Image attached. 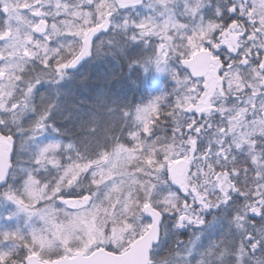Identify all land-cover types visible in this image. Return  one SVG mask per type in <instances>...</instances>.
Returning <instances> with one entry per match:
<instances>
[{"label":"trees","instance_id":"trees-1","mask_svg":"<svg viewBox=\"0 0 264 264\" xmlns=\"http://www.w3.org/2000/svg\"><path fill=\"white\" fill-rule=\"evenodd\" d=\"M56 1L60 5V1ZM68 5L73 7V11H78L80 16L77 17L73 12L67 19L59 10L60 6L55 16V9L50 5L46 7V15L42 20L48 27L47 48L43 54L33 47L27 49L34 54L26 68L24 64L21 65L20 70L22 67L24 70L16 80L21 88L33 82L39 84L52 80L53 84L54 68L50 62L45 65L44 58H54L55 54L70 58L76 49L74 45L66 47L64 43L71 40L74 34L81 33V17L88 22L86 25L89 28L97 19L103 18L115 8L113 0H94L92 4L73 0ZM228 6V2L214 0L210 9L204 13V18L209 21H225ZM59 13L63 14L57 17ZM135 13L137 15H128L126 19L117 16L116 24L121 29L106 35L108 37L101 42V46L92 50V57L83 61L64 80L38 90L34 100L37 113L48 110L47 124L50 125L52 137L56 139L53 140V146L58 148L50 145L45 149L42 163L44 167H51H47L49 170L43 174L33 175L30 183L41 195V203L50 201L51 194L62 190L61 187L67 183L71 185L66 193L60 192L65 198L98 194L100 219L96 225L100 230L108 224L111 227L114 225V229H123L127 226L123 218L133 211L135 198L155 195L156 184L152 180V172L155 173L157 169L152 170L144 159L151 149L149 143L154 144L160 140L158 143H161L163 150L155 149V156L163 157L162 153L172 147L173 143L183 142L184 137L188 138L192 134H182L183 128L190 125V116H185V121H181L179 107L183 104L184 96L183 86L178 82L186 79L189 84L198 85V81L190 80L178 61H172L165 65L172 75L165 72L163 88L159 87L163 91L158 90L153 83V71L158 57L157 46L161 43L159 34L164 26L151 8ZM10 33L12 37L9 41H0V49L9 57L7 63L13 66L18 62L13 49L21 50L22 46L19 45L21 39H17L21 37H16L19 32L11 30ZM182 34L189 37L188 31ZM170 80H177L178 88H172L168 83ZM230 89L226 84L228 97L226 100L220 98L219 102L225 101L228 105L237 103V99L231 98ZM199 90L202 91L201 87ZM237 94L240 96L242 93ZM20 96L4 94L3 97L9 103L19 100ZM245 96L250 97V102L242 106L244 111L241 115L231 111L229 118L222 117L217 108L211 120L197 125L194 165L191 167L195 180L193 186L209 206L198 209L194 200L196 198H183L179 190L166 186L164 193L175 199L172 203L168 199L162 203L163 208H158H165L163 212L166 213L160 242L151 253V259L156 264L168 261L170 264H264V93L259 89L252 94L247 89ZM248 107L253 110L251 114L246 111ZM141 109L144 110L143 115L139 114ZM0 133L12 134L4 128H0ZM179 136L181 140H172ZM85 138L89 140H82ZM39 142L47 143L46 140ZM128 154L130 156L125 159ZM133 154L138 160L132 159ZM108 166H114L110 173ZM219 171L227 173L235 185L225 203L220 196L218 198L219 193L212 180V174ZM22 178L10 186L23 201L22 195L26 193L24 187L28 181L24 182ZM185 208L188 210L181 213L180 209ZM249 208H255L257 216L241 221L240 226L238 220ZM183 215L190 216L204 227L197 229L187 223L181 227L180 219ZM24 225L21 223L22 229ZM75 228L72 226L70 229L72 231ZM34 230L35 234L47 235L52 243L69 231L63 224L56 227L48 225L45 229L36 227ZM139 234L137 229L131 235L134 238ZM30 235L26 232L22 240L16 237L13 239L11 235L7 238L3 231L0 232V254L5 264L7 260L11 261L10 256L14 257L15 253L22 258L25 248L16 247V242L20 244L26 239L31 240ZM183 242L193 247L191 252L182 248ZM247 243L254 245L253 252L247 248ZM27 249L31 250L29 245ZM40 255L53 260L58 258L59 253L42 252ZM176 255L179 256L177 260Z\"/></svg>","mask_w":264,"mask_h":264},{"label":"rangeland","instance_id":"rangeland-1","mask_svg":"<svg viewBox=\"0 0 264 264\" xmlns=\"http://www.w3.org/2000/svg\"><path fill=\"white\" fill-rule=\"evenodd\" d=\"M59 1L60 5L55 0H0V19L2 20L1 25H3L0 26V31H2L0 32V41H9L12 37L10 31L13 30L19 32L16 37H21L17 39H21L19 45L22 46L21 50L13 49L15 50L14 56L18 57V62L13 66L7 63L9 57H6L0 49V128L9 130L12 133L9 135L16 140V145L9 158L6 177L0 186V205H2L0 206V232L3 231L7 238H10L9 236L11 235L13 239L16 237L22 240L23 238L25 239L26 232L31 234L29 237L31 240L26 239L20 242V244L16 242V247L25 248L22 258L15 253L14 257L10 256L11 261L7 260V264H24V259L27 255H35L43 262H55L63 258H71L76 253L89 255L97 249H104L116 254L126 250L130 245L129 239L131 241L133 231L138 229L140 232L139 237L149 225V222L142 214L144 206L153 204L152 207L154 208H163V202H167L168 199L171 203L174 201L175 198L172 195L164 193L166 186L170 187L166 172L168 165L180 158H184L189 162L179 195H182L183 198H189L190 196L196 198L194 200L197 202L195 204L198 206V209H205L206 206H209L203 195L197 193L193 186L195 180L194 171L191 167L194 165L193 153L196 146L195 140H197L195 136H197L196 133L198 131H196L197 128L191 125L193 117L188 118L190 120L188 123L191 126H186L182 130V134L187 135V133H192L191 136L188 138L184 137L182 139L184 140L183 142L173 143L172 147H168L166 152L162 153L163 157L161 155L155 156V149L163 150V146H160L161 143H158L161 141L156 140V138L153 140H156L155 142L158 144L149 143L151 144V149L146 154L144 153L146 156L144 159L152 170L157 169L155 173L154 171L152 172V175H154V177L152 176V180L156 184L155 195L153 197L147 195L144 198L140 195L135 198V202L132 203L133 211L131 214L127 215L124 212L127 217L123 219L126 220L127 226H124L123 229H114V225L111 227L108 224L100 230L96 225L97 220L100 219V214L98 215L100 211L98 194L95 196H81L79 198H65L63 197V193H66L71 185L68 183L61 187L62 190H57L53 195L51 194L50 201L41 203L43 200L40 198L41 195L38 191H35L30 182L34 178L33 175L36 176L37 173L43 174L45 170H49L48 168L51 167V165L44 167L45 164L42 162L45 156L43 157V153L50 145H54L53 140L56 139L52 137L50 125L47 124L49 119L48 110L37 113L35 111L34 100L37 91L43 87H48L49 84H52V80L39 84H34L33 82L22 88L17 84L16 80L24 70L23 67L20 70L21 65L24 64L26 68L33 59L32 55L34 53H29L27 49L33 47L43 54L47 48L46 31L48 27L42 20L43 16L46 15V7L50 5L52 9H55L56 16L58 14L57 8L60 6L59 10H62L64 14L59 13L57 17L63 14L64 17L69 19V16L73 12H75L77 17L80 16L78 15V11H73V7L68 5L73 3V0ZM83 1L88 4L94 3V0ZM101 1L103 2L104 0ZM113 1L115 8L108 20L109 28L106 32L100 33L93 39L91 53L88 56L89 59L92 57L94 47L96 49L99 48L101 42L107 39L108 36L106 35L112 31L121 29L116 24L117 16L126 19L128 15H137L135 12L151 8L152 13L157 14V17L161 18V23L164 26L160 32V34L163 33L162 36L160 37L159 34L161 43L157 46L158 57L153 71V83H155L160 92L163 91L161 89L163 88L162 81L165 77L164 74L165 72L169 73L165 66L167 63L181 58H190L196 51L202 48L210 49L212 52H220L219 50L225 47V52H223L225 61L221 60L213 65L215 74H219L222 80L228 78V84L231 87V91H234L232 92L234 94L237 92L244 94L245 92L240 91H246L247 89L252 94L259 89L264 93V0H223L229 4L225 13L226 19L223 23L209 21L215 25L209 24L208 20L204 18V13L210 9L211 3L214 0H139L126 8H121L120 3L118 5L116 0ZM259 14L262 15V19H257ZM102 21H104V17L97 19L91 27L87 28L86 24L88 22H85L84 18L81 17V33L74 34L71 40L64 43L66 47L74 45L73 48L76 50L72 56L70 58L65 55L60 57L55 54L54 58H44V64L47 65L50 62L52 68H54L55 82L53 84L64 80L69 73L79 68H73L70 71L67 69L74 57L81 50L84 37L94 26H101ZM205 24L207 25L205 26ZM205 27H208L207 31L204 30ZM185 31L189 33L188 38L182 34ZM242 35H244V39H242ZM252 62H255L254 64L257 65L253 66ZM169 74L172 75V73ZM208 76L209 74L199 78L200 83L198 85H191L186 82V79L178 82L179 85L183 86L184 96L183 104L179 107L181 121H185V116H187L184 113L185 108L191 106L194 108L199 107L201 111H203V108L208 107V105L218 106V109L221 111L220 115L222 117L228 116L227 118L231 116L228 115L231 111L236 112L238 115H241L242 111H244L240 107H236L235 104L228 105L225 101L219 102L220 98L215 91L220 88L225 96V82H216V78H209ZM168 83L172 88H178L176 84L177 80H170ZM200 84H206V89L200 91ZM214 93L215 96L210 100L209 96L214 95ZM4 94H11L13 97L16 95L21 96L19 100L7 103V99L5 100L3 97ZM239 103L240 105L243 104L242 101H239ZM246 111L248 114H251L253 110L248 107ZM143 113L144 110L141 109L139 114L143 115ZM202 113L205 112L203 111ZM237 121L235 123H238ZM139 124L142 125V123ZM146 128L147 126L145 130ZM168 134L170 135V132ZM3 136L0 137L4 138ZM159 138L162 139L161 135ZM40 140H46L47 143H40ZM82 140L89 139L85 138ZM91 140L96 139L92 138ZM172 140H181V136ZM53 147L58 148L56 145ZM129 156V154L125 155V159ZM132 157L133 160H138L136 155L133 154ZM107 169H110V171L108 170L110 173L111 170H114V166H108ZM212 176L214 187L219 193L218 198L220 196L221 201L225 203L234 191L235 185L229 175L223 171L215 172ZM21 178L24 179V182L28 181L25 183L24 189L26 193L22 195L23 201L21 200L22 198L19 199L10 186L14 181H19ZM61 191H64L61 193L62 195L60 194ZM159 192H163V194L159 195ZM157 194L159 196L155 199ZM102 195L103 197L105 196L104 194ZM53 200L55 202H52ZM51 202L52 204L48 206ZM164 210H160L163 215L166 213L163 212ZM187 210L186 208L185 210L180 209L181 213H185ZM255 216H257L256 209L249 208L246 213L241 215L238 223L240 225L241 221L246 220L248 217L254 218ZM247 222L249 223V220ZM247 222L245 221V224ZM21 223H25V228L22 229ZM57 223L66 225L69 231L64 232L61 238L57 237L55 243L49 241L48 236L45 234V236L35 234L34 229L36 227L40 229H45L48 225L56 227L58 226ZM186 223L193 224L197 229L204 227L203 225L200 226V222H195L190 216L183 215L180 219V226L184 227ZM72 226L76 228L71 231L70 228ZM53 229L55 228L53 227ZM134 238L132 239L134 240ZM27 245L30 246L31 250L27 249ZM246 245L251 252L255 250L253 244L247 243ZM181 246L189 252L193 249L188 242L181 243ZM52 251L59 253L58 258L50 260L42 258L40 255L42 252L51 254ZM1 256L0 254V264H3ZM177 258H179L178 255L175 256L176 260ZM3 262L4 264L6 263V261ZM152 264L156 263L152 260ZM158 264H170V262H158Z\"/></svg>","mask_w":264,"mask_h":264},{"label":"water","instance_id":"water-1","mask_svg":"<svg viewBox=\"0 0 264 264\" xmlns=\"http://www.w3.org/2000/svg\"><path fill=\"white\" fill-rule=\"evenodd\" d=\"M121 8L130 6L138 0H118ZM109 15L102 26L91 30L84 39L83 46L76 58L70 63L68 69L76 68L81 61L89 54L92 40L100 33L106 32L109 28ZM217 60L211 58L210 52L200 50L191 58L181 59L182 68L189 73L192 79L204 77L208 72L213 75V70L209 68L216 64ZM193 110L187 107L186 112ZM14 139L9 136L8 140L0 139V186L2 185L9 164V153L14 146ZM188 166L186 159H179L169 164L167 170V180L175 188H180L184 182V174ZM143 216L149 220L147 230L137 237L126 250L116 254L104 249H97L89 255L76 253L71 258H63L55 262H42L35 255H29L24 259V264H151L150 253L155 245L158 244L161 234L162 214L152 207L146 205L142 209Z\"/></svg>","mask_w":264,"mask_h":264},{"label":"flooded vegetation","instance_id":"flooded-vegetation-1","mask_svg":"<svg viewBox=\"0 0 264 264\" xmlns=\"http://www.w3.org/2000/svg\"><path fill=\"white\" fill-rule=\"evenodd\" d=\"M262 18H263L262 15L259 14L257 19H262ZM242 36H243L242 39H244V35H242ZM224 48L225 47H223L221 50H219L220 52H217V51L212 52L213 55L218 57L219 61L224 60V54L223 53L221 54V52H225ZM197 108H199V107H197ZM200 111L201 110H199L198 113L193 114L194 123H197V122L200 123L204 118H212L213 117V115H211V112L209 113L207 111V109L203 110L205 113H202L203 111L202 112H200ZM198 119H200V122L198 121Z\"/></svg>","mask_w":264,"mask_h":264},{"label":"bare ground","instance_id":"bare-ground-1","mask_svg":"<svg viewBox=\"0 0 264 264\" xmlns=\"http://www.w3.org/2000/svg\"><path fill=\"white\" fill-rule=\"evenodd\" d=\"M211 21H214V20H211ZM254 63H255V62H252V65H255Z\"/></svg>","mask_w":264,"mask_h":264}]
</instances>
